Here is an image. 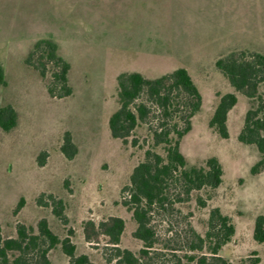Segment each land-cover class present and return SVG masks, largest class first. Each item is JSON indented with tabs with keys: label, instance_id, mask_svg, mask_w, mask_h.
I'll use <instances>...</instances> for the list:
<instances>
[{
	"label": "rangeland",
	"instance_id": "rangeland-1",
	"mask_svg": "<svg viewBox=\"0 0 264 264\" xmlns=\"http://www.w3.org/2000/svg\"><path fill=\"white\" fill-rule=\"evenodd\" d=\"M37 43L55 45L56 56L69 65L70 95H49L52 65L41 60L45 78L35 69ZM239 54L264 55V0H0L5 80L0 109L16 114L12 129H0L1 236L15 238L17 225L35 228L45 219L54 234L70 237L77 255L105 264L111 255L106 238L86 243L83 227L88 221L97 226L120 218L125 228L119 248L136 254L141 244L133 238L132 214L121 204L129 199L122 189L151 146L149 130L185 125L175 116L165 118L143 94L136 104L149 109L147 124L126 145L113 139L108 120L118 109V78L139 73L154 80L184 68L202 105L180 151L189 166L215 157L223 168L222 183L203 209L194 194L187 198L182 187L172 188L165 208L149 214L156 243L141 262L169 264L182 256L197 241L195 234L205 235L204 222L217 208L235 226L233 239L218 256L227 264H264V244L253 239L254 222L264 216V163L259 165L254 146L237 139L247 99L236 95L227 140L208 127L219 97L234 93L215 62ZM181 100L176 99L180 105ZM155 152L162 153L160 148ZM58 200L64 206L62 220L50 207ZM49 259L67 263L59 248Z\"/></svg>",
	"mask_w": 264,
	"mask_h": 264
},
{
	"label": "trees",
	"instance_id": "trees-1",
	"mask_svg": "<svg viewBox=\"0 0 264 264\" xmlns=\"http://www.w3.org/2000/svg\"><path fill=\"white\" fill-rule=\"evenodd\" d=\"M39 53L35 69L45 78L46 67L41 60L52 65L51 83L48 93L52 97H64L71 93L68 87L69 65L56 56V47L47 44L41 47L35 45ZM216 69L224 76L234 93L219 97L218 103L208 121L209 129L219 138H229L227 117L237 104V96L247 99L248 109L245 113L243 127L238 135V142L254 146L261 156L259 165L264 163V55H230L215 62ZM5 85L4 73L0 66V87ZM145 94L162 110L165 118L177 117L184 123L179 130L176 126L168 129L161 124L159 130H149L151 146L144 152V161L132 171L128 184L122 192L129 193V199L121 202L122 206L132 214L135 224L133 238L141 244L136 254L119 245L124 232L125 223L120 218H110L97 226L88 221L83 232L86 243L95 241L98 237L106 238L111 255L105 259V264H142L148 258L149 251L155 245L154 232L150 227L149 214L155 209H164L168 202L169 192L177 185L184 189L189 198L196 196L200 209L205 208L214 192L222 183L223 168L215 157L208 158L202 164L189 166L180 151V142L191 130V119L200 112L202 95L197 89L188 71L178 68L154 80L146 79L139 73L122 74L118 78L117 111L108 120V129L113 139L126 145L128 139L137 128L147 124L149 109L146 104L136 101ZM182 98V103L176 99ZM183 108V112L179 109ZM5 116L8 118L6 122ZM16 124V114L10 108L0 109V129L7 132ZM160 148L162 153H156ZM65 153V150L62 149ZM71 156H67L70 158ZM39 205L48 206L39 200ZM20 207V206H19ZM18 207V208H19ZM50 207L54 216L62 220L64 206L60 200L52 202ZM205 224V235L195 234L196 242L188 246L182 256H174L169 264H227L218 255L235 235V226L228 216L219 209H212ZM15 238H3L0 234V264H52L49 255L59 248L66 257V264H95L85 254L77 255L76 246L69 236L60 238L54 234L45 219L40 220L35 228L17 225ZM71 232H69L70 234ZM253 239L258 244H264V216H259L254 222ZM259 261L255 260L253 264Z\"/></svg>",
	"mask_w": 264,
	"mask_h": 264
}]
</instances>
